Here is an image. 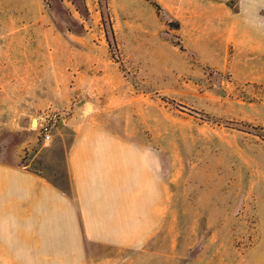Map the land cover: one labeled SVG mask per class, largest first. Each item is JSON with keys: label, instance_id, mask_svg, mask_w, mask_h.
Instances as JSON below:
<instances>
[{"label": "rangeland", "instance_id": "rangeland-1", "mask_svg": "<svg viewBox=\"0 0 264 264\" xmlns=\"http://www.w3.org/2000/svg\"><path fill=\"white\" fill-rule=\"evenodd\" d=\"M153 1L0 0V35L64 37L0 58V160L55 163L37 113L78 107L156 149L169 192L143 247L90 245L88 264H264V26L234 20L246 0Z\"/></svg>", "mask_w": 264, "mask_h": 264}, {"label": "crops", "instance_id": "crops-1", "mask_svg": "<svg viewBox=\"0 0 264 264\" xmlns=\"http://www.w3.org/2000/svg\"><path fill=\"white\" fill-rule=\"evenodd\" d=\"M237 6L234 20L253 27L254 41L260 42L264 0ZM63 39L3 34L0 58L41 60L48 44ZM79 111L76 107L60 124L52 148L46 149L55 152V163L39 154L42 164L35 169L0 160V257L9 262L88 264L90 245L139 249L168 216L160 153L114 135ZM25 136V144H34L33 137Z\"/></svg>", "mask_w": 264, "mask_h": 264}, {"label": "built area", "instance_id": "built-area-1", "mask_svg": "<svg viewBox=\"0 0 264 264\" xmlns=\"http://www.w3.org/2000/svg\"><path fill=\"white\" fill-rule=\"evenodd\" d=\"M70 116L69 109L48 107L37 113L36 130L40 143H48L52 140L57 127L64 123Z\"/></svg>", "mask_w": 264, "mask_h": 264}, {"label": "trees", "instance_id": "trees-1", "mask_svg": "<svg viewBox=\"0 0 264 264\" xmlns=\"http://www.w3.org/2000/svg\"><path fill=\"white\" fill-rule=\"evenodd\" d=\"M147 1H149V3H150L152 6H154L155 8L158 9V4H157L155 1H153V0H147Z\"/></svg>", "mask_w": 264, "mask_h": 264}]
</instances>
